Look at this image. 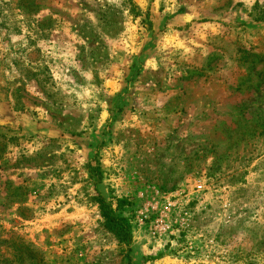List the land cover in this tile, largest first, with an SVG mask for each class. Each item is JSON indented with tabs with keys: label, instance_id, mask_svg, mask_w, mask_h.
Returning a JSON list of instances; mask_svg holds the SVG:
<instances>
[{
	"label": "rangeland",
	"instance_id": "374dc122",
	"mask_svg": "<svg viewBox=\"0 0 264 264\" xmlns=\"http://www.w3.org/2000/svg\"><path fill=\"white\" fill-rule=\"evenodd\" d=\"M1 235L48 264H264V0H0Z\"/></svg>",
	"mask_w": 264,
	"mask_h": 264
},
{
	"label": "trees",
	"instance_id": "16d2710c",
	"mask_svg": "<svg viewBox=\"0 0 264 264\" xmlns=\"http://www.w3.org/2000/svg\"><path fill=\"white\" fill-rule=\"evenodd\" d=\"M94 200L99 205L100 213L105 220L107 229L114 232L122 241L129 243L131 241L130 224L125 218L118 216L116 213L129 206L130 203L125 199L118 200L115 210L100 194ZM3 245H5L4 248ZM0 260L1 264H26L27 261H30L31 264L33 262L34 264H48V262L38 256V253L31 250L29 245L22 239L14 240L11 238L7 240L2 235L0 236Z\"/></svg>",
	"mask_w": 264,
	"mask_h": 264
},
{
	"label": "built area",
	"instance_id": "2783aa9c",
	"mask_svg": "<svg viewBox=\"0 0 264 264\" xmlns=\"http://www.w3.org/2000/svg\"><path fill=\"white\" fill-rule=\"evenodd\" d=\"M202 188H203V186H199V187H198L199 190H202ZM170 206H171V204H170Z\"/></svg>",
	"mask_w": 264,
	"mask_h": 264
}]
</instances>
